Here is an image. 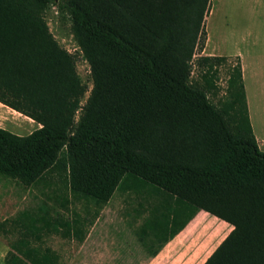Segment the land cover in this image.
<instances>
[{
	"label": "trees",
	"instance_id": "obj_1",
	"mask_svg": "<svg viewBox=\"0 0 264 264\" xmlns=\"http://www.w3.org/2000/svg\"><path fill=\"white\" fill-rule=\"evenodd\" d=\"M209 2L0 0V104L40 126L26 136L0 128V175L24 186L58 183L69 194L64 204L105 203L122 182L143 181L173 198L180 217L205 212L181 232L184 244L204 219L231 226L203 264H264V152L248 119L240 61L229 65L219 107L207 92L225 57H200L204 83L190 80ZM50 7L69 19L89 67L83 104L75 59L44 20ZM40 213L18 220L25 243L39 239V225L52 231L46 209ZM13 249L4 264H29L17 254L31 255L21 243Z\"/></svg>",
	"mask_w": 264,
	"mask_h": 264
},
{
	"label": "rangeland",
	"instance_id": "obj_2",
	"mask_svg": "<svg viewBox=\"0 0 264 264\" xmlns=\"http://www.w3.org/2000/svg\"><path fill=\"white\" fill-rule=\"evenodd\" d=\"M252 10L250 0L209 2L204 20L205 35L195 51L190 80L197 85L204 83L196 65L200 57L218 56L228 60V65L217 67V74L212 79L213 88L207 92L210 103L216 107L227 100L228 68L239 59L238 54L250 66L251 62L253 66L257 65L255 58L261 54L264 65V10L261 9L260 21L252 18ZM44 20L58 45L75 59L77 74L86 87L81 99L83 104L91 89L90 72L73 39L70 21L53 7L45 12ZM244 88L247 89L245 84ZM246 91L249 94V90ZM78 115L77 112L75 122ZM0 128L17 136H26L36 129V125L0 106ZM131 177L134 176H124L126 179ZM135 181L122 182L105 203L86 197L64 204L62 200L69 198V194L58 183L46 180L24 186L0 175V264H4L6 253L14 251L13 246L20 243L31 255L15 253L29 264H164L161 256L180 242L181 232L198 211L193 215L194 212L186 209L180 217L173 198L169 199V195L150 184ZM133 184L136 191L126 189ZM177 206L179 210L185 208L180 204ZM42 209L47 211L46 219L52 231L45 234L49 228L39 225L36 232H39V239H29L25 243L26 239L21 237L24 230L20 229L18 220L28 214L39 216ZM185 216L189 217L187 221ZM199 229L193 236L195 255L189 253V264H203L231 227L227 228L215 219L205 224L204 219ZM212 229L216 232L212 233ZM180 253L179 249L173 257Z\"/></svg>",
	"mask_w": 264,
	"mask_h": 264
},
{
	"label": "crops",
	"instance_id": "obj_3",
	"mask_svg": "<svg viewBox=\"0 0 264 264\" xmlns=\"http://www.w3.org/2000/svg\"><path fill=\"white\" fill-rule=\"evenodd\" d=\"M250 1L253 4L252 18L256 21H260L259 16H261V9L264 10V0H250ZM210 3H212V0H210ZM211 6L209 13L211 12ZM238 57L240 59V65H241L242 83H244L247 87V89L244 88V94H245V102L248 112V119L256 142V146L260 152H264V65H262V60H261L262 56L260 54L257 58H255L257 63L256 66H253L252 62H251V66L250 64L246 65L247 63L244 62L243 58L239 54ZM246 90H249V94L247 93ZM0 106L7 108L2 104H0ZM11 111L15 112L13 110ZM15 114H18L19 116H23L17 112H15ZM23 117L29 120L32 124H35L36 129L40 127L37 123H35L31 119L25 116ZM29 126L34 127L33 125L30 124ZM201 212L203 211H198V213L195 216H197ZM195 216L193 217V219L195 218ZM211 217L216 218L214 216ZM229 227L231 226L229 225ZM211 231L212 233L216 232V230L214 229H212ZM179 241L180 242L176 244L171 250L167 251L161 256L162 260L164 259L168 260L167 264H189L190 263L189 253L192 252L195 255V248L193 245L194 240L190 241L187 244H184L181 239ZM179 249L181 250V253L174 258L173 254Z\"/></svg>",
	"mask_w": 264,
	"mask_h": 264
}]
</instances>
